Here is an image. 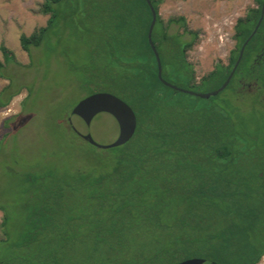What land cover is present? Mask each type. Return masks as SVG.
<instances>
[{"label": "trees", "instance_id": "1", "mask_svg": "<svg viewBox=\"0 0 264 264\" xmlns=\"http://www.w3.org/2000/svg\"><path fill=\"white\" fill-rule=\"evenodd\" d=\"M151 1L163 77L203 91L226 80L261 18L264 0L237 19L228 63L216 61L200 79L187 55L198 31L184 15L165 20L159 13L164 0ZM38 12L49 15L47 22L21 32V48L32 56V48L43 46L50 57L64 58L57 48L70 40L67 32L76 39L78 27H88L98 40L88 47L92 62L84 71L99 86L86 84L87 93L123 94L113 92L133 104L137 129L117 147L88 142L99 151L72 169L27 165L21 211L11 210L10 201L0 204V242L13 250L0 264H177L194 257L212 264H258L264 255V16L228 85L202 98L158 77L147 0H43ZM172 23L183 32L169 33ZM183 33L190 39H182ZM162 47L171 50L170 60H164ZM0 49L5 78L4 66L21 62L3 42ZM9 85L0 93V106L17 93ZM8 90L9 98L2 99ZM9 134L0 136V156L12 146L4 145ZM17 213L23 224L14 238L10 226Z\"/></svg>", "mask_w": 264, "mask_h": 264}, {"label": "rangeland", "instance_id": "2", "mask_svg": "<svg viewBox=\"0 0 264 264\" xmlns=\"http://www.w3.org/2000/svg\"><path fill=\"white\" fill-rule=\"evenodd\" d=\"M42 2L0 0V44L3 42L11 48L21 62H9L3 68L6 77L0 78V93L8 83L12 91H17L8 104L0 106V136L10 131L4 145L13 142L0 156V204L10 201V205L13 204L11 210L18 212L25 201L21 181L27 165L34 168L56 164L72 169L88 161L87 154L99 151L69 123V117L80 100L89 95L86 86H99V82L94 78L90 81L84 71V66L91 61L88 47L97 43L98 36L88 27L79 26L76 39L68 31L70 40L57 48L65 59L59 55L50 57L43 46L32 48L30 56L21 48L19 36L21 32L29 34L37 26L46 24L49 15L38 12ZM257 5L256 0H164L159 12L165 20L173 15H184L188 27L198 31L196 42L188 49L187 55L196 78L200 79L213 69L216 61L228 63L230 51L236 45L233 34L237 19L245 15L249 7ZM176 32H183V28L179 23H172L169 33ZM190 37L188 33L181 36L184 40ZM161 50L164 60H170L171 50L167 47ZM0 59H3L1 49ZM8 76L13 78L11 82ZM170 79L175 80L174 77ZM202 89V92L213 90L208 85ZM11 90L2 93V99H8ZM232 98L243 103L235 95ZM95 101L99 103L81 106V111L77 112L83 130L89 133L100 131L111 121V114L104 106L107 102L102 98ZM128 103L134 107L130 100ZM6 119L9 120L8 127L4 124ZM18 215L10 226L14 228V238L18 237L16 234L23 224ZM1 217L0 211V221ZM12 251L9 244L0 242V262ZM258 264H264V255Z\"/></svg>", "mask_w": 264, "mask_h": 264}, {"label": "water", "instance_id": "3", "mask_svg": "<svg viewBox=\"0 0 264 264\" xmlns=\"http://www.w3.org/2000/svg\"><path fill=\"white\" fill-rule=\"evenodd\" d=\"M151 12H152V20L148 29V40L149 43L154 51V54L156 56V60H157V65H158V77L160 78V80L167 86L178 90V91H183V92H187L196 96H200L202 98H209L212 95H216L218 94L221 90H223L229 83L231 77L233 76L235 69L237 68L242 55L244 53V49L245 46L247 44V42L249 41V39L251 38V36L256 32V30L258 29L260 22L264 16V1L262 4V15L261 18L259 20V22L257 23L255 29L253 30L252 34L247 38V40L244 42V44L242 45L240 52H239V56L236 60V63L233 66L232 71L230 72V74L228 75V77L226 78V80L223 82V84L221 86H219L216 89L210 90L208 92H202V91H196V90H192L189 88H185L182 86H179L175 83H172L170 81H168L167 79H165L163 77L162 74V61H161V57L159 54V51L152 39V32L157 20V11L154 7V5L152 4L151 0H147ZM104 99V101H106V105H104L105 107L108 108V111L111 114V121H110V125L102 128L100 131L98 132H86L85 130H83L82 125L80 124V121L78 119V117H80L77 112L81 111L80 107L84 106L86 104H90L91 102L95 103H99L98 101L95 100H101ZM96 103V104H97ZM101 103V101H100ZM103 106V107H104ZM69 123L70 126L76 130V132L82 136L86 141H88L90 144L98 147V148H112V147H117L120 145H123L124 143H126L128 140H130V138L134 135L136 129H137V117L135 114L134 109L132 108V106L127 103L125 100H123L122 98H120L119 96L111 93V92H94L91 93L89 95H87L86 97H84L82 100H80V103L78 106H76V108L73 110L71 116L69 117ZM177 264H212L210 261L203 259V258H198V257H194V258H190L184 261H181Z\"/></svg>", "mask_w": 264, "mask_h": 264}, {"label": "flooded vegetation", "instance_id": "4", "mask_svg": "<svg viewBox=\"0 0 264 264\" xmlns=\"http://www.w3.org/2000/svg\"><path fill=\"white\" fill-rule=\"evenodd\" d=\"M160 13V12H159ZM161 15V14H160ZM179 15H181V14H179Z\"/></svg>", "mask_w": 264, "mask_h": 264}]
</instances>
